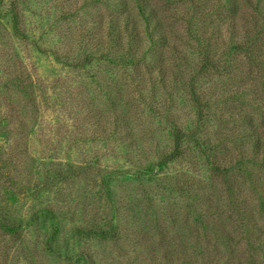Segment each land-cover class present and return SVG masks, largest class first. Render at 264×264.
<instances>
[{"label":"rangeland","instance_id":"374dc122","mask_svg":"<svg viewBox=\"0 0 264 264\" xmlns=\"http://www.w3.org/2000/svg\"><path fill=\"white\" fill-rule=\"evenodd\" d=\"M251 9L0 0V264H264L237 219L247 206L264 230V151L249 147H264V49L238 66L222 52ZM178 130L200 145L184 137L162 165Z\"/></svg>","mask_w":264,"mask_h":264},{"label":"trees","instance_id":"16d2710c","mask_svg":"<svg viewBox=\"0 0 264 264\" xmlns=\"http://www.w3.org/2000/svg\"><path fill=\"white\" fill-rule=\"evenodd\" d=\"M246 3L249 5L250 8L254 10L252 12V9L250 12H246L242 16L243 20L245 23L242 25L244 30H239L237 27V23L235 24L234 22L230 25V40H231V46L230 48L223 49V53L226 57V55H232L235 61V64L238 66L240 61L248 60L250 63L254 64V62L260 60L261 61V55H259V50L264 49V2L263 0H258L257 2L255 0H245ZM141 10H142V15L144 16V19L147 22V27L149 28V31L151 33L152 38L154 37V22H153V17L150 13L146 11V9L141 5ZM12 12V17H13V22L15 24V27H18V19H17V13L14 10H11ZM213 31V30H212ZM214 32V31H213ZM241 32V33H239ZM204 34L203 38L199 37L201 40H203L207 44V51H205V56L203 57V65L202 67L207 68V67H214V62L211 60L209 57V52L213 49H216L213 47V44L211 42L210 37L214 36L215 34H210V37H208V33ZM220 39V37L218 38ZM222 53V55H223ZM92 58L91 55H88V58ZM128 58L122 59L121 61L124 62L126 65L127 63H131L132 61L135 60V58H132V55H128ZM87 62L84 63V66L89 65L90 62H92L91 59L88 60ZM229 64L230 59L226 60ZM83 66V64H82ZM216 67V66H215ZM18 79V76H17ZM110 89L111 86L109 85ZM108 87V88H109ZM188 136V137H187ZM195 140V144L197 141V138L194 134H183L180 130L175 134V144H174V149L172 152H170L169 155H164L165 157L162 159V165L166 164L169 161H172L173 159L180 157L184 150L182 148V142L186 140L185 138ZM252 137H255L254 140H251V143L249 147L252 149V152L254 151L255 155H260L264 151L263 143L261 142V138L258 135H253ZM247 139V136L244 135L243 139ZM200 145V144H199ZM216 145L217 144H210L209 150L212 152L213 156L216 153ZM246 153H244L241 157V159L237 162L238 165H241L246 161L247 157L245 156ZM260 163L264 166V156L262 157L261 160H259ZM220 168L217 169V172L219 171ZM223 172L225 175L228 173V170L223 168ZM228 176V175H227ZM206 197V196H205ZM203 199V198H202ZM207 203L211 202V199H206ZM206 213V212H205ZM206 215V214H205ZM254 218V214L252 211L249 209V207H240L237 210V219L238 220H245L246 225H245V237L248 240V244H250L253 247V244L255 246V249L257 250H262L263 244H264V230L263 229H255L254 224L257 225V222L252 221L251 219ZM202 219V218H201ZM251 220V221H250ZM212 223L207 216H203V220L201 222V225L203 226H208ZM254 223L253 225H250ZM213 224H221V221L218 223L213 222ZM115 229V226L112 228L108 229H103V231H100L98 234H101L103 237H112V231ZM218 229V230H217ZM213 235L218 238H222V229L221 228H214V231L212 232ZM91 234V233H89ZM229 235V234H228ZM223 239V238H222ZM252 241H257L256 243H253ZM252 243V244H251ZM236 261L233 259H228L226 264H235Z\"/></svg>","mask_w":264,"mask_h":264}]
</instances>
